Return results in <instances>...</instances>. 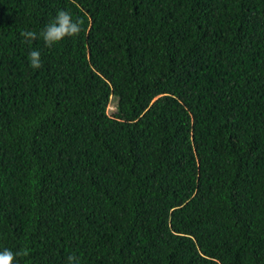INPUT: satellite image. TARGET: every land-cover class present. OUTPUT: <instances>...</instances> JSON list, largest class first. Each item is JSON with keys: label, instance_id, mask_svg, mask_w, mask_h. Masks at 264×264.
Instances as JSON below:
<instances>
[{"label": "trees", "instance_id": "16d2710c", "mask_svg": "<svg viewBox=\"0 0 264 264\" xmlns=\"http://www.w3.org/2000/svg\"><path fill=\"white\" fill-rule=\"evenodd\" d=\"M61 9L78 36L24 42ZM5 248L264 264V0H0Z\"/></svg>", "mask_w": 264, "mask_h": 264}, {"label": "clouds", "instance_id": "9594fccd", "mask_svg": "<svg viewBox=\"0 0 264 264\" xmlns=\"http://www.w3.org/2000/svg\"><path fill=\"white\" fill-rule=\"evenodd\" d=\"M82 31V21L74 20L72 14L67 10H59L55 18L46 27L37 34L32 30H25L21 33L24 42L31 44L35 40L42 38L45 45L51 48L53 45L60 43L66 37H76ZM29 65L33 69H40L43 66L40 51L33 49L28 54ZM28 250L13 252L5 248L0 251V264H15L17 256L28 255ZM68 264H79L75 256H69Z\"/></svg>", "mask_w": 264, "mask_h": 264}, {"label": "rangeland", "instance_id": "374dc122", "mask_svg": "<svg viewBox=\"0 0 264 264\" xmlns=\"http://www.w3.org/2000/svg\"><path fill=\"white\" fill-rule=\"evenodd\" d=\"M115 107H116V99H112L109 107V112L111 115L116 111Z\"/></svg>", "mask_w": 264, "mask_h": 264}]
</instances>
